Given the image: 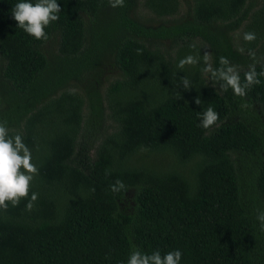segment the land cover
<instances>
[{
	"label": "trees",
	"instance_id": "obj_1",
	"mask_svg": "<svg viewBox=\"0 0 264 264\" xmlns=\"http://www.w3.org/2000/svg\"><path fill=\"white\" fill-rule=\"evenodd\" d=\"M58 2L37 41L16 27V0H0V120L38 168L32 208L26 197L0 209V264H125L133 248H179L181 264H264V136L226 122L254 104L264 114V76L245 103L202 65L177 68L207 52L214 67L221 56L244 64L242 80L249 65L264 69V0ZM244 24L256 39L239 46ZM208 106L218 120L205 129ZM245 153L259 158L252 182L234 156ZM117 179L125 188L113 192Z\"/></svg>",
	"mask_w": 264,
	"mask_h": 264
},
{
	"label": "clouds",
	"instance_id": "obj_2",
	"mask_svg": "<svg viewBox=\"0 0 264 264\" xmlns=\"http://www.w3.org/2000/svg\"><path fill=\"white\" fill-rule=\"evenodd\" d=\"M109 4L116 8L123 6L124 0H109ZM60 12L58 0H35V2L16 0L11 16L17 22L16 27L40 41L48 39L46 29L60 18ZM255 39V32H244V41L251 42ZM136 51L139 53L142 49L138 48ZM249 55L255 56V53L250 49ZM186 65H202L201 71L208 74L213 82H219L222 90L227 91L230 88L233 95L241 97L246 95L249 88L261 82L260 76H264V69L257 72L255 64H251L244 72L242 80L239 68L227 57L221 56L219 66L214 67L212 63H209L207 52L202 56L199 53H189L177 62L178 69L182 70ZM181 82L185 89L192 86L185 75L181 77ZM196 103H201L199 98L196 99ZM198 115L199 126L205 129L216 124L218 120V113L212 106H208ZM32 161V151L24 142L23 134L19 131L12 132L7 122L0 120V209H7L9 204L16 206L22 198L26 197L28 198L26 208H32V202L37 199V193L30 192V187L38 174V168ZM110 187L113 192H120L125 185L123 181L117 179ZM256 220L260 230L264 231V210L257 212ZM182 257L183 252L179 248L163 253L158 248L151 251L133 248L125 264H181Z\"/></svg>",
	"mask_w": 264,
	"mask_h": 264
},
{
	"label": "rangeland",
	"instance_id": "obj_3",
	"mask_svg": "<svg viewBox=\"0 0 264 264\" xmlns=\"http://www.w3.org/2000/svg\"><path fill=\"white\" fill-rule=\"evenodd\" d=\"M147 15L149 17H152L154 22L156 21V18L153 17L151 14L148 13ZM244 27H245V24L234 34L235 35V42L239 46L241 45L242 37L244 34ZM52 48L54 50L57 49V41H55L52 44ZM259 56H262V55H259ZM209 59H210V57H209ZM249 64H251V63H249ZM243 66H244V64L240 65L238 67L239 70H241L240 68H242ZM241 99L245 103H247V101L243 97H241ZM247 109L250 110V113H248L246 111ZM244 110H245L244 112L236 111V112L232 113L226 122H235V121H240V120L251 121L260 130V132L264 136V114L262 112L258 113L259 119L261 118V121L257 118V114H256L259 111V107L254 104L252 106H245ZM253 117L255 118L254 120H253ZM263 153H264V147L262 148V150L259 153V156L262 158H264ZM234 156L238 162V165L240 166V170L242 171V173L244 175H246L249 178V180L252 182L254 171H258L257 166L259 164V158H257L253 154H248V153L239 154L238 156L234 155Z\"/></svg>",
	"mask_w": 264,
	"mask_h": 264
}]
</instances>
